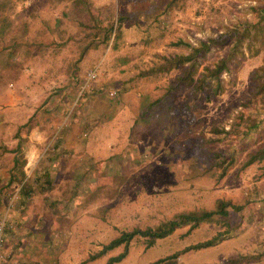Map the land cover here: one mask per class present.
<instances>
[{
	"label": "rangeland",
	"instance_id": "1",
	"mask_svg": "<svg viewBox=\"0 0 264 264\" xmlns=\"http://www.w3.org/2000/svg\"><path fill=\"white\" fill-rule=\"evenodd\" d=\"M1 1L0 12L10 25L27 26V43L16 49V62L9 69L15 76L0 74V216L5 214L9 227L4 229L1 264L16 263L14 256L6 255L7 248L31 236L29 225L38 227V241L33 240L37 256L24 264H102L121 245L92 258L88 253L121 229L155 222L181 209L212 207L216 198L243 203L254 190L264 195V156L243 164L264 142V128L243 136L242 149L221 176V166L214 163L218 150L224 155L238 140L246 112L253 110L248 73L261 63V51L246 52L237 64L232 60L230 70L221 72L223 90L199 100L202 124L212 120L225 129L233 127L230 134H215L221 136L214 142L215 151H204L197 158L196 138L181 139L176 146L173 138L178 132L160 136L152 130V122L134 120L139 90L156 96L167 82L176 81L180 66L139 73L163 54L190 49L171 40L180 37L196 45L236 19L251 17V5L261 0H175L163 14L162 34L154 28L145 40L128 19L130 27L115 42L113 31L105 39L101 27H94L104 25L105 18L82 27L75 15H59L69 0ZM88 1L91 8L98 7L93 9L94 20L102 14V5H112L116 13L133 2ZM76 16L87 18L83 12ZM230 43L212 46L198 69L211 65ZM93 65L97 68L93 85L80 91L83 74ZM189 88L185 84L174 88L177 107L188 97ZM106 98L113 105L111 116ZM57 137L61 142L55 145ZM17 141L26 157L25 177L35 185L24 198L25 205L16 200L18 185L4 186ZM43 168H49L52 176L49 188L38 185L34 176ZM227 227L225 236L199 248L183 249L224 226L200 222L188 230L179 225L148 246L132 239L126 254L112 264H264V202L231 211Z\"/></svg>",
	"mask_w": 264,
	"mask_h": 264
},
{
	"label": "trees",
	"instance_id": "2",
	"mask_svg": "<svg viewBox=\"0 0 264 264\" xmlns=\"http://www.w3.org/2000/svg\"><path fill=\"white\" fill-rule=\"evenodd\" d=\"M175 0H133L129 9H121L114 13L112 5H102V14H98L93 19V9L88 0H69V6L65 9H60L59 15L72 14L78 19V23L82 27L89 23L94 24L97 19L105 18L104 25L99 26L94 24V27L102 29V37L107 39L113 31L111 39L114 40L123 34L130 27L126 21L132 19L131 27L139 29L141 37L148 39L154 28H158V33L162 34L163 14H167L169 8ZM3 1L0 0V7ZM74 6V8H73ZM69 7V8H68ZM75 9V10H74ZM76 14L83 12L86 14V19H79ZM252 16L244 19H236L227 24L224 28L208 36L205 39H200L196 45L191 46L190 43L180 37L171 40L173 44L183 43L190 46L187 52H177L173 54H163L159 60L149 64L146 68L139 71L140 74L148 73L149 71H157L159 69H168L171 66H180V72L176 75L174 83H166L163 89L156 96H151L150 91L141 89L137 94L136 107L138 111L134 116L135 122L145 124L152 122V130L160 136H171L178 132L173 138V143L179 146L180 140L187 141L188 137L196 138L198 144L196 156L199 158L204 151L213 152L214 142L219 140L221 136L215 135L222 131L225 135L233 131V127L224 128L222 125L210 121L207 126L202 124L200 118V101L201 99L209 100L214 95L220 93L224 84L221 77V72L230 70L229 63L234 60L235 64L239 63L240 58H245V53L253 55L261 51V63L252 68L248 73V78L251 80L252 89L250 92L254 96L252 101V111L246 112V124L240 132L238 140L227 150L224 155L218 150L216 154L219 156L215 161V165L221 166L218 176H221L228 164L232 163L233 156L236 152L242 149L239 142L243 136L254 133L255 131L262 132L264 128V0L251 5ZM57 21L60 18L55 17ZM141 20H145L144 24H140ZM161 24V25H160ZM25 23L21 25H10V21L6 14L0 12V74L15 76L10 67L15 64L16 49L22 45L25 47ZM230 41V45L212 64H203L198 69L201 59L206 52L214 45H219ZM23 42V43H22ZM29 42V41H28ZM112 42L113 44H115ZM246 54V55H247ZM125 60V58H122ZM235 77H231L230 82H235ZM188 85L189 94L185 101L177 107L174 104V88L178 85ZM95 91L92 90V93ZM99 95V94H98ZM105 95V93H104ZM106 96V95H105ZM197 98V99H196ZM106 98V104L109 105L107 116H111L110 111L113 110L112 103ZM196 99V100H195ZM112 105V106H111ZM26 127L30 125L27 120L24 121ZM238 123V122H237ZM236 123V124H237ZM60 138L57 137L55 145L60 144ZM239 146V147H238ZM12 163L8 168V176L4 186H12L13 183L18 185L17 191L19 197L17 202L25 205V197L35 191L32 181H28L25 177V169L23 167L26 157L22 154V144L17 141L12 148ZM53 152V151H52ZM222 153V154H221ZM226 156L229 159H226ZM264 156V142L260 144L255 153L243 160V164H248L252 159ZM227 160V161H225ZM204 169V167H203ZM205 170V169H204ZM264 173V165L262 167ZM38 181V185L43 188L51 186V174L49 168H43L39 173L34 174ZM250 197H246L243 203H234L229 199L216 198L212 207H193L181 209L172 212L168 216L158 218L155 222H147L140 225H132L129 228L121 229L118 233L110 237L106 242L92 252L88 253L87 257H95L103 254L107 249L121 245V248L114 253L108 254L102 264H112L124 256L128 249V244L132 239L143 241L144 245H153L157 239L169 235L177 226L187 225V229L197 226L200 222H216L223 225L224 228L218 230L211 237L195 243H190L184 246L183 249L199 248L207 246L215 242L218 238L223 237L228 232L229 214L231 211H238L246 205L255 202H264V195L259 196L257 191H253ZM0 195V206L1 204ZM243 211H241L242 213ZM242 218L238 221H240ZM7 224V223H6ZM236 224V223H235ZM237 225V224H236ZM6 229H9L5 225ZM259 254V253H258ZM241 255V254H240ZM236 257L231 262H235Z\"/></svg>",
	"mask_w": 264,
	"mask_h": 264
},
{
	"label": "crops",
	"instance_id": "3",
	"mask_svg": "<svg viewBox=\"0 0 264 264\" xmlns=\"http://www.w3.org/2000/svg\"><path fill=\"white\" fill-rule=\"evenodd\" d=\"M28 228L30 229L29 231L31 232V236L28 239L25 238L23 241H20L19 239H17L16 244H14V245L9 244V246L7 245V243H5L6 246H8L6 255H8L10 257V259H11V256H14V259L17 260L15 264H24L25 261L31 262L34 259L33 254L35 255V253H36V256H37V252H34L33 240H34V242L38 241V239H37V234L39 233V231L37 229L38 227L34 228L33 226L29 225L27 227V229ZM23 242H24V244H22ZM32 249H33V251L28 253V250H32ZM29 256H30V258L27 259V257H29ZM9 257H7V258H9ZM11 264H13V263H11Z\"/></svg>",
	"mask_w": 264,
	"mask_h": 264
},
{
	"label": "built area",
	"instance_id": "4",
	"mask_svg": "<svg viewBox=\"0 0 264 264\" xmlns=\"http://www.w3.org/2000/svg\"><path fill=\"white\" fill-rule=\"evenodd\" d=\"M97 75V68L96 65H93L89 68H87L83 74V78L81 80L80 84V91H83L87 87H92L93 81L96 78ZM111 93V91H110ZM6 225V219H5V214L0 216V264L2 262V259L4 257V253L2 250V244H3V239H4V229Z\"/></svg>",
	"mask_w": 264,
	"mask_h": 264
}]
</instances>
